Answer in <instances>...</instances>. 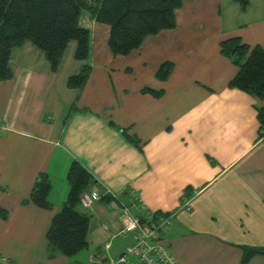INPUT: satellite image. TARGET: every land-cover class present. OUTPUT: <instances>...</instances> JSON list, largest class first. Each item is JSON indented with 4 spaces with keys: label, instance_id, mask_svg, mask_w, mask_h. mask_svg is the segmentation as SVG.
<instances>
[{
    "label": "crops",
    "instance_id": "1",
    "mask_svg": "<svg viewBox=\"0 0 264 264\" xmlns=\"http://www.w3.org/2000/svg\"><path fill=\"white\" fill-rule=\"evenodd\" d=\"M249 1L242 10L235 0H184L174 28L148 35L126 55L112 53L109 26L82 10L89 56L77 60L71 40L56 70L30 42L12 51L13 75L0 81V209L7 211L0 258H116L131 242L120 232L119 203L138 216L174 213L166 239L178 264H240L244 247L264 248V136L256 110L264 100L228 85L237 67L220 52V41L232 36L264 48V0ZM166 61L173 69L160 80L156 71ZM83 63L91 67L84 87L67 86ZM70 106L76 109L64 121ZM73 160L97 180L87 191L95 194L92 207L80 205L89 215L88 244L72 258L48 256L46 231L67 197ZM40 173L50 181L48 209L23 203ZM246 264H264V254Z\"/></svg>",
    "mask_w": 264,
    "mask_h": 264
},
{
    "label": "trees",
    "instance_id": "2",
    "mask_svg": "<svg viewBox=\"0 0 264 264\" xmlns=\"http://www.w3.org/2000/svg\"><path fill=\"white\" fill-rule=\"evenodd\" d=\"M184 0H0V81L12 77L11 53L15 48L30 42L44 54L50 67L56 70L69 41L76 42L74 56L85 61L90 51V32L79 25L82 10L100 23L109 26L108 46L114 55H126L140 46L148 35L176 26L175 11ZM245 10L249 0H235ZM220 52L237 67L230 79V87L239 88L259 100H264V48L250 45L239 36L220 41ZM173 63L163 62L156 71L165 80ZM91 67L83 63L77 73L67 78V86L81 89L89 77ZM155 96L162 91L144 88ZM76 108L70 106L64 121ZM260 123V136H264V107L256 106ZM133 140V138H132ZM69 191L61 209L52 217L46 231L47 254L60 252L69 258L87 247L89 215L80 210V197L97 180L77 160H73L67 173ZM50 181L40 173L34 181L29 198L41 208H50L47 196ZM127 196L130 197L127 193ZM133 201L136 202L135 199ZM5 218L7 211L0 209ZM142 219L144 216H140ZM264 248L244 247L240 264H246ZM1 264V261H0ZM78 264V263H77Z\"/></svg>",
    "mask_w": 264,
    "mask_h": 264
},
{
    "label": "built area",
    "instance_id": "3",
    "mask_svg": "<svg viewBox=\"0 0 264 264\" xmlns=\"http://www.w3.org/2000/svg\"><path fill=\"white\" fill-rule=\"evenodd\" d=\"M5 131V126L0 119V132ZM132 199H137L133 189L128 190ZM95 194L84 192L80 197V205L91 208ZM112 205H115L112 202ZM119 211L121 233L130 234V244L116 258L107 257L101 252L89 254L83 263L78 264H178L172 253L166 234L173 224V212H149L142 219L134 214L128 205L119 203L115 205ZM109 244L106 245V248ZM1 264H15L6 257L0 258Z\"/></svg>",
    "mask_w": 264,
    "mask_h": 264
}]
</instances>
